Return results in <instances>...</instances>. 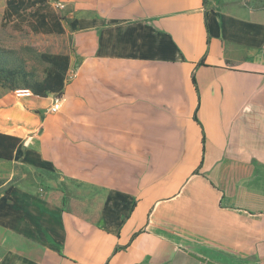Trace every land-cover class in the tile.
Masks as SVG:
<instances>
[{"label": "crops", "instance_id": "obj_1", "mask_svg": "<svg viewBox=\"0 0 264 264\" xmlns=\"http://www.w3.org/2000/svg\"><path fill=\"white\" fill-rule=\"evenodd\" d=\"M45 3L69 67L0 94V264H264V0Z\"/></svg>", "mask_w": 264, "mask_h": 264}, {"label": "trees", "instance_id": "obj_2", "mask_svg": "<svg viewBox=\"0 0 264 264\" xmlns=\"http://www.w3.org/2000/svg\"><path fill=\"white\" fill-rule=\"evenodd\" d=\"M45 0H7L6 7L2 16V24L14 18L23 23H28L26 14L31 18L37 16V11L27 13V10L34 8L37 4L44 3ZM28 17V18H29ZM38 17L36 26L31 25V31L36 32H51L52 29L47 28L42 19ZM37 58L46 64L44 77L33 82L25 81V88L31 91L32 94L45 97L49 93H61L65 74L69 67V57L63 55H51L48 53H40ZM14 71L6 67V63L0 59V87L6 89L5 82L12 79ZM19 78L25 80L29 74L24 67H19ZM21 139L15 136L0 133V159L11 161L17 147L20 145ZM64 203H66V194Z\"/></svg>", "mask_w": 264, "mask_h": 264}, {"label": "rangeland", "instance_id": "obj_3", "mask_svg": "<svg viewBox=\"0 0 264 264\" xmlns=\"http://www.w3.org/2000/svg\"><path fill=\"white\" fill-rule=\"evenodd\" d=\"M1 1V0H0ZM55 0H46L44 7L47 11L54 7ZM1 5V4H0ZM0 7V59L6 63V67L14 71L12 79L5 82L6 89L0 87V94H10L16 89H24L25 81L33 82L44 77L46 64L41 62L37 55L46 52L51 53L53 49L61 44L59 37L36 35L29 31L27 23L18 20H10L2 24ZM29 14L26 19L28 20ZM23 66L29 77L25 80L19 78V67Z\"/></svg>", "mask_w": 264, "mask_h": 264}, {"label": "built area", "instance_id": "obj_4", "mask_svg": "<svg viewBox=\"0 0 264 264\" xmlns=\"http://www.w3.org/2000/svg\"><path fill=\"white\" fill-rule=\"evenodd\" d=\"M74 77H75L74 73L70 75V78H74ZM13 95L16 98L21 99V98L31 97L32 93L28 89H16V90H14ZM61 102H62V98L61 97H56V99L54 100L52 106L49 108V112H57L59 110V108H60Z\"/></svg>", "mask_w": 264, "mask_h": 264}]
</instances>
